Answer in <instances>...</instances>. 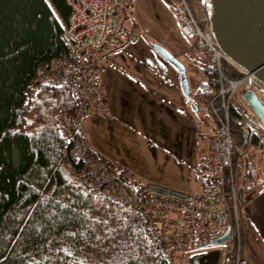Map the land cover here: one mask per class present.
Segmentation results:
<instances>
[{"label": "trees", "instance_id": "16d2710c", "mask_svg": "<svg viewBox=\"0 0 264 264\" xmlns=\"http://www.w3.org/2000/svg\"><path fill=\"white\" fill-rule=\"evenodd\" d=\"M202 1L208 14V0L196 2ZM196 2L193 13L207 29L210 18L198 13ZM69 16L67 0H0V264H174V249L156 236L140 208L146 184L129 181L127 199L116 203L68 172L72 145L58 120L63 112L75 113L76 100L68 86L86 60L85 53L68 54L63 33ZM63 59L72 63L64 88L32 84L39 71ZM222 69L227 77L238 74L228 61ZM202 70L196 97L210 108L220 75L211 63ZM236 98L244 103L240 92ZM231 116L239 196L249 145L236 126L243 115L234 101ZM255 134L251 129L248 135L253 143ZM218 179L230 193L231 171L224 169ZM238 204L240 213V197Z\"/></svg>", "mask_w": 264, "mask_h": 264}, {"label": "built area", "instance_id": "2783aa9c", "mask_svg": "<svg viewBox=\"0 0 264 264\" xmlns=\"http://www.w3.org/2000/svg\"><path fill=\"white\" fill-rule=\"evenodd\" d=\"M197 0H180L182 9L178 14L184 35L195 42L202 51L201 62L217 66L220 86L216 96L210 101L218 130L212 140L213 157L221 171H231V192L228 193L220 182H212L197 191L181 190L185 196L164 195L146 189L140 205L141 210L153 224L156 236L166 241L174 249V264H186L193 243H204L221 237L228 229L220 264H240L241 224L239 217L238 191L234 185L233 155L235 152L231 107L234 97L241 89H254L264 103V82L252 71L232 61L221 49L210 29H204L193 13ZM70 16L63 33L68 54L75 57L85 53L86 60L80 64L77 75L69 83L72 63L68 59L55 62L38 72L32 84L35 87L52 83L68 90L76 100L74 114L63 112L59 117L62 135L72 143L67 169L91 190L103 194L112 202H123L128 197L126 184L140 177L126 165L109 157L98 155L88 146L82 130L86 117L92 113L107 115L108 102L102 95L98 83V73L103 61L92 52L106 48L115 32L112 25L116 0H68ZM228 61L237 71V76L227 77L223 73V63ZM221 100V102H220ZM218 101V102H217ZM236 126L245 134L244 144L250 145L248 135L251 125L244 118H237ZM256 144H260L262 134L256 133ZM198 248V246H197Z\"/></svg>", "mask_w": 264, "mask_h": 264}, {"label": "rangeland", "instance_id": "374dc122", "mask_svg": "<svg viewBox=\"0 0 264 264\" xmlns=\"http://www.w3.org/2000/svg\"><path fill=\"white\" fill-rule=\"evenodd\" d=\"M197 3L199 14L208 20L209 12L203 9V1ZM180 11L179 0H116L119 23L114 29L120 39H113L102 51L92 52V56L101 57L105 64L100 84L102 87L106 84L103 98L113 108L108 111L109 118L96 115L95 121L90 125L87 122L84 128L100 151L125 164L140 177V182L193 191L200 188L195 177L203 166L199 154L194 162L191 144L194 138L202 144L211 141L215 119L210 108L196 97L202 79V56L196 45L192 43V46L181 33ZM125 30L127 35L120 37V31ZM155 44L164 46L174 55L177 53L186 65L188 96L183 93L180 79L173 78V67L160 62L162 57L155 50ZM189 45L190 51L193 48L191 62L184 56ZM115 70L120 74H115ZM234 104L253 129L258 128L264 136V128L252 113L237 98ZM118 105L122 115L115 111ZM179 107H185L195 116L196 129L190 127L188 118L178 116ZM115 118L126 125H115ZM204 148L199 147L198 151ZM249 152L253 153V149L248 147L246 155L249 156ZM256 164L262 170L260 161ZM197 246L198 243H193L191 250L196 251Z\"/></svg>", "mask_w": 264, "mask_h": 264}, {"label": "water", "instance_id": "95a60500", "mask_svg": "<svg viewBox=\"0 0 264 264\" xmlns=\"http://www.w3.org/2000/svg\"><path fill=\"white\" fill-rule=\"evenodd\" d=\"M210 27L218 40L222 50L240 66L254 72L264 82V0H208ZM113 25L118 23L116 17ZM237 40L242 47V57L236 56L230 50L231 40ZM155 50L177 70L181 87L186 96L190 94V85L185 64L167 48L155 44ZM241 97L250 112L264 128V103L253 89H241ZM197 110V109H196ZM251 125V122L249 121ZM147 188L169 196H185L177 190L150 183ZM228 231L219 238L208 242L212 246L225 243ZM204 243L198 245L202 249ZM221 250L199 251L192 254L189 264H219Z\"/></svg>", "mask_w": 264, "mask_h": 264}, {"label": "crops", "instance_id": "0c3cea01", "mask_svg": "<svg viewBox=\"0 0 264 264\" xmlns=\"http://www.w3.org/2000/svg\"><path fill=\"white\" fill-rule=\"evenodd\" d=\"M197 10H198V13L201 14L200 10L199 9ZM116 18H118L117 14H116ZM117 20L119 23V18ZM181 33L183 34L182 31ZM114 39L117 40L120 38L115 36ZM189 42L191 44L193 43L190 40ZM190 47L191 46L189 45V48L186 49L187 52L185 50V53H184L185 59L189 60V62H191V58L189 56L191 55V52L193 51V48L190 51ZM175 55L178 57L177 53ZM161 59L162 60L160 62H162V65H164L163 63H165L166 67L167 66L173 67L172 69H174V73H175L174 74L175 76L172 75L173 78L180 79L179 73L174 68V66H172L168 61L164 60L163 58ZM104 71H105V68L102 71H100L99 83H100V75L102 74L103 76V74L105 73ZM202 73H203V70H202ZM115 74L119 75L120 72L115 70ZM122 76L126 77L124 75ZM163 78H165V76ZM202 78H203V74H202ZM105 86L106 84L103 85V87ZM103 87H102V93H103ZM239 103L242 104V106L245 107V109L249 112V110L246 108L244 103L242 102H239ZM118 107L119 108L118 109L116 108L115 111L116 113L121 114L120 106L118 105ZM112 108L113 107H110V102H109L108 111L112 110ZM178 109H179L178 116L183 117V118H188V123L190 124V127L193 129H196L197 123H196L195 116L191 114V112H188L185 107H179ZM96 115L97 117L100 116L99 114H95V113L88 115L85 119L84 124H86L87 122H88V125H90V123H93L91 121L92 120L95 121ZM108 116L109 115L103 116V117L107 119L109 118ZM214 119H215V127H214V132L212 135V139L218 130V123H217L215 116H214ZM115 125H126V124L122 122L121 119L115 118ZM83 131H84L86 141L90 147H92L98 154L102 156L111 157L108 154L100 151L91 142L90 134L85 128L83 129ZM255 131L258 133H261V131L258 128H256ZM212 139L211 141L205 142L204 144H202V142H198L194 138L191 144L192 147L194 148V151H193L194 162H196V155L199 154V156L202 157L200 158V162L203 166L202 172L200 170L197 177H195L198 180V187L200 188L194 189L193 191H197L201 189L202 186H206V185L211 184L212 182H215V180H217L221 176V173H222L221 168L218 166L216 162H214L215 160L213 157ZM263 139L259 145L256 143H253L252 145L249 146L250 149L251 148L253 149V153L249 152V156L252 158L249 159V156L245 154L244 164L241 167V175L239 177L238 187H240L239 191H240V200H241L240 213H239L240 224H241V262L240 264H264V143H263ZM203 146L205 148L198 151L199 147H203ZM257 161H260L261 168L263 171L260 169V166L257 167V164H256ZM247 167H248V172L245 173ZM182 190H185V189H182Z\"/></svg>", "mask_w": 264, "mask_h": 264}, {"label": "bare ground", "instance_id": "6f19581e", "mask_svg": "<svg viewBox=\"0 0 264 264\" xmlns=\"http://www.w3.org/2000/svg\"><path fill=\"white\" fill-rule=\"evenodd\" d=\"M67 2H68V0H67ZM69 4V3H68ZM230 50L234 53V54H236V56H238V57H242V54H241V52L243 51L242 50V47L240 46V43L237 41V40H235V38H234V40L232 39L231 40V43H230ZM70 55V54H69ZM71 56V55H70ZM71 57H73V56H71ZM71 145H72V143H71ZM189 262V259L187 260V263ZM186 263V264H187Z\"/></svg>", "mask_w": 264, "mask_h": 264}, {"label": "flooded vegetation", "instance_id": "af4514ba", "mask_svg": "<svg viewBox=\"0 0 264 264\" xmlns=\"http://www.w3.org/2000/svg\"><path fill=\"white\" fill-rule=\"evenodd\" d=\"M121 34L127 35L126 30H125L124 32H123V31H120V33H119V36H120V37H121ZM204 250H206V248H203V249L197 250V252H198V251H204Z\"/></svg>", "mask_w": 264, "mask_h": 264}]
</instances>
